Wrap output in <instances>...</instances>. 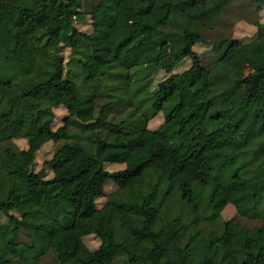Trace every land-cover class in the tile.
I'll return each instance as SVG.
<instances>
[{
    "label": "trees",
    "instance_id": "16d2710c",
    "mask_svg": "<svg viewBox=\"0 0 264 264\" xmlns=\"http://www.w3.org/2000/svg\"><path fill=\"white\" fill-rule=\"evenodd\" d=\"M231 1L0 0V264H37L52 226L67 239L54 264H264V22L250 41H213L209 67L192 49ZM86 16L90 30H77ZM175 42L183 47L170 58ZM183 57L189 66L172 72ZM157 69L165 76L141 95ZM103 77L116 82L100 85L115 100L95 111L94 94L79 93L76 80ZM121 94L130 109L113 122L107 114ZM47 97L85 114L67 113L53 129ZM157 113L161 122L147 128ZM12 124L25 149L9 146ZM46 141L56 144L43 161L49 178L32 169ZM105 162L123 168L107 171ZM107 181L116 188L106 204L124 217L93 229L99 244L90 250L78 222ZM218 192L260 224L222 219Z\"/></svg>",
    "mask_w": 264,
    "mask_h": 264
},
{
    "label": "rangeland",
    "instance_id": "374dc122",
    "mask_svg": "<svg viewBox=\"0 0 264 264\" xmlns=\"http://www.w3.org/2000/svg\"><path fill=\"white\" fill-rule=\"evenodd\" d=\"M121 21H126V15L123 14ZM121 22V23H122ZM255 22H264V7L257 8L254 3L247 1V0H232L226 7H224L218 17V19L213 23L211 28L202 29L200 36L205 43L196 42L193 44L192 49L196 52L200 59L202 60L205 66L209 67L213 63L212 57V49L211 43L216 41L220 38H232L236 39L240 42H247L250 41L255 35ZM53 22H48L46 25L53 26ZM74 26L79 31L88 32L90 30V22L89 17L83 21L75 20ZM184 43V42H183ZM182 42H175L169 43L168 51L170 53V58L173 56L183 47ZM64 58L67 57L68 50L63 48L61 51ZM189 60L186 57L180 58L176 64L174 65L172 72L179 73L186 69L189 66ZM74 71V70H73ZM165 76V73L157 69L149 76V85L147 88L143 89L140 94L143 95L146 89L153 90L155 88L156 83L161 80ZM134 78V77H133ZM79 93L84 94H94V110H98L100 105L104 102H108L111 100H115L113 97L105 95V87L104 89L100 87L101 82L105 83L106 85L110 84L111 82L116 83L115 81H110L106 77H103L100 80H95L90 86L87 84H81L80 79L76 80ZM136 84L129 85V89H132ZM4 96L7 97L11 102H14L16 97L6 95L3 92ZM117 95L116 92H114ZM122 99L113 107V110L107 114V119L111 121H118L126 116L130 107L123 103L124 99H127V96L121 94ZM48 104L51 106V110L54 113V119L52 122V128L55 129L62 124V119L67 115V113H75L77 117H81L85 114L84 109L75 110L70 109L66 110L61 105H57L52 98L47 97ZM142 110L144 108H141ZM72 111V112H71ZM162 120L161 113H157L154 117H152L147 122V128L154 129L158 126V124ZM16 124L8 125L4 127V132L9 135V146L13 149H25L26 148V140L24 138L18 137L16 135ZM194 125L189 123L185 126L184 131L190 132ZM69 132H73V135L79 134L76 128H69ZM76 141L82 142L81 135L79 138H75ZM71 138V140H75ZM55 143L52 141H46L40 145V147L34 152V159L32 164L33 171H38L41 168L44 170V178H49L51 176L50 170L43 166V161L47 160L53 150L55 149ZM123 168V164L118 163H104V169L107 171H115L118 169ZM115 185L112 181H107L104 184V196L97 198L88 203L89 209V216L83 220L78 222V228L82 233V240L84 244L87 246L88 249L93 250L97 248L99 244L98 237L93 233V229L101 227L103 225L111 223L113 220H121L124 217L123 212L120 210L109 206L106 204L107 195L115 190ZM216 204L220 206L219 215L224 220H230L234 223L246 226V227H254L260 224V220H248L244 218H240L235 214L234 208L231 204L225 203L224 196L221 193L216 194ZM12 213V212H11ZM6 218L0 214V224L6 223ZM50 245L51 248L38 260L37 264H54L55 254L53 253L54 250L64 249L66 246V236L65 234L59 231L57 226H52L50 229ZM162 242L168 241L169 237L166 233H163L160 236ZM19 240H25L23 236L19 238ZM170 244V243H169ZM169 247V246H168ZM238 243L235 239H232L229 243V250L231 252L237 250ZM186 253L191 254L193 250H188ZM13 264H18L14 262Z\"/></svg>",
    "mask_w": 264,
    "mask_h": 264
}]
</instances>
